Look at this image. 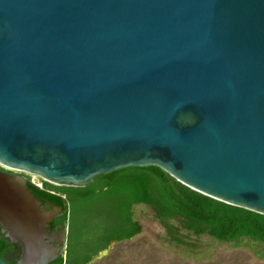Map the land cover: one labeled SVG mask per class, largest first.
Instances as JSON below:
<instances>
[{
  "label": "water",
  "instance_id": "1",
  "mask_svg": "<svg viewBox=\"0 0 264 264\" xmlns=\"http://www.w3.org/2000/svg\"><path fill=\"white\" fill-rule=\"evenodd\" d=\"M0 164L68 186L155 165L264 214V0H0ZM61 209L0 169L18 264L66 254Z\"/></svg>",
  "mask_w": 264,
  "mask_h": 264
},
{
  "label": "trees",
  "instance_id": "2",
  "mask_svg": "<svg viewBox=\"0 0 264 264\" xmlns=\"http://www.w3.org/2000/svg\"><path fill=\"white\" fill-rule=\"evenodd\" d=\"M29 182L37 198L61 205L68 220L66 254L51 264H87L113 240L141 230L133 206L146 204L168 230L177 220L186 230L235 245L245 239L264 245V214L197 191L155 165L126 166L97 175L87 186L58 185L39 177Z\"/></svg>",
  "mask_w": 264,
  "mask_h": 264
},
{
  "label": "rangeland",
  "instance_id": "3",
  "mask_svg": "<svg viewBox=\"0 0 264 264\" xmlns=\"http://www.w3.org/2000/svg\"><path fill=\"white\" fill-rule=\"evenodd\" d=\"M133 212L141 230L113 243L89 264H264V245L259 242L245 239L235 245L207 233L196 235L177 220H170L175 227L168 230L153 209L142 203L135 204Z\"/></svg>",
  "mask_w": 264,
  "mask_h": 264
},
{
  "label": "flooded vegetation",
  "instance_id": "4",
  "mask_svg": "<svg viewBox=\"0 0 264 264\" xmlns=\"http://www.w3.org/2000/svg\"><path fill=\"white\" fill-rule=\"evenodd\" d=\"M0 169L7 171V172H14V173H21L29 182H34L37 184L35 180L31 179V176L27 173H23L22 171L7 167L5 165L0 164ZM41 201L43 207L47 210H54L58 204L45 199V198H38ZM64 214L63 207L61 210L57 212V214L53 217L50 221V230L53 234V237H56L57 233L64 229L66 223L68 225L67 232H66V239L68 240V232H69V223L68 220L60 221ZM129 239V238H128ZM58 240H54L57 242ZM121 240H113L109 244L112 245L113 243L119 242ZM100 252V251H99ZM98 252V253H99ZM22 254V244L19 240L12 239L7 235L6 230L4 229L3 224L0 222V256L5 259L8 264H18V261ZM98 255V254H97Z\"/></svg>",
  "mask_w": 264,
  "mask_h": 264
},
{
  "label": "built area",
  "instance_id": "5",
  "mask_svg": "<svg viewBox=\"0 0 264 264\" xmlns=\"http://www.w3.org/2000/svg\"><path fill=\"white\" fill-rule=\"evenodd\" d=\"M38 185H41V182H37Z\"/></svg>",
  "mask_w": 264,
  "mask_h": 264
}]
</instances>
